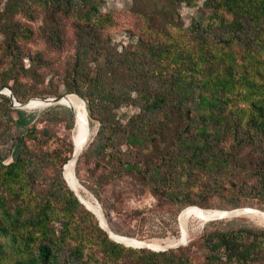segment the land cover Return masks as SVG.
<instances>
[{"label": "trees", "instance_id": "trees-1", "mask_svg": "<svg viewBox=\"0 0 264 264\" xmlns=\"http://www.w3.org/2000/svg\"><path fill=\"white\" fill-rule=\"evenodd\" d=\"M102 1L38 0L53 20L47 36L50 46L64 44L57 16L75 19L79 40L72 71L65 76L66 92L87 100L91 115L95 108L88 97L92 95H97V101H107L106 109L135 106L138 112L124 132L131 148L157 147L168 134L158 164L152 165L147 158L125 162L124 171L146 186L154 185L160 197L182 201L180 210L200 208L194 205L213 208L204 201L188 202L186 190L168 188L172 178L180 181L196 170L214 179V191L229 206L241 207L242 199H252L255 202L250 205L264 209V0H204L198 16L187 26L178 7L181 3L198 5L199 0H156L154 12L134 11L146 37L140 35L133 50L116 56H109L103 36L115 18L112 12H102ZM161 14L165 24L157 26ZM11 27L8 46L18 59L20 41H32L35 30L20 22ZM90 55L103 57L100 70H88ZM28 57L34 62L40 56ZM1 78L0 87L10 86L19 102L39 95L33 85L41 74L31 67L15 74L3 72ZM49 95L63 94L58 90L41 94ZM0 98L12 104L8 95L0 93ZM13 111L15 115L8 114L7 119L20 133L8 156H0V264H264V227L256 225L207 226L199 239L166 251L115 241L63 175L75 147L62 161L32 150L29 140H38L35 114L21 108ZM105 125L79 155L77 168L85 157L96 160L99 172L115 160L122 162L111 147L116 129L109 127L107 134ZM244 155L257 176V183L248 189L225 176L243 167ZM8 157L11 160L5 162ZM46 161L58 163L59 168L43 183L37 169ZM165 166H171L167 174ZM99 172L95 174L98 182L81 181L110 220L113 206L104 201L101 188L111 176L107 170ZM7 193L18 203L11 205ZM196 246L203 251L200 258L194 255Z\"/></svg>", "mask_w": 264, "mask_h": 264}, {"label": "rangeland", "instance_id": "rangeland-1", "mask_svg": "<svg viewBox=\"0 0 264 264\" xmlns=\"http://www.w3.org/2000/svg\"><path fill=\"white\" fill-rule=\"evenodd\" d=\"M203 1L204 0H199L198 5L194 6H189L186 3H181V5H179L178 12L185 26L189 25L193 19L198 16V8L203 4ZM155 2L156 0L102 1V12H112L115 18L114 24L109 25L103 30L104 41L109 56L129 53L138 45V38L140 35L146 37L143 34L142 21L134 11H138V8H140L144 11L149 10V12L152 13L155 10ZM57 18L62 22L61 26L64 29V44L62 47H53L47 43V36L49 34L48 28L51 23H53V20L50 14L42 8L38 0H0V80H2L1 77L3 72L11 71L15 74L16 72H20L23 68L31 67L32 70L41 74V78L38 80L36 79L33 85V90L37 91L39 95L32 97L30 100L48 98L41 96V94L53 92L54 90H58L63 94L59 96H64L66 94L78 95L75 92L67 93L64 84L65 76L72 71L71 63L74 61L79 40L75 30V19L73 17H65L63 14L58 15ZM165 20L166 17L161 14L155 23L157 26H160L165 24ZM19 22L31 26L35 30V34L32 41L28 43H22V41H20L21 55L20 58L14 59L12 55L14 51L9 48L8 39L13 32L11 25ZM29 54L38 55L40 57L33 62L29 59ZM98 58H100V60H98ZM101 58L103 57L90 55L88 70H100L101 65H99V63L102 62ZM31 79L35 80L32 77ZM31 79L30 82L32 81ZM26 80L29 82V78H26ZM13 83V80H11L10 84ZM84 90L89 92V87L86 86ZM49 97L55 96L49 95ZM88 98L90 101L94 102H91V104L92 108L94 106L95 111H93L94 113L91 115L88 109V102L85 100L88 116L87 132L89 140L84 149H87L94 141L103 123L106 124L105 132L107 134L109 133L108 128L113 126L116 129V135L114 136V142L111 147L115 156L120 158L122 162L115 160L111 165H108L106 169H102L99 172L100 168H97L96 160L93 157H85L78 168L77 165L75 167L78 180L93 196L94 194L81 180L84 182H98L99 179L95 177L97 172H99V174H103L105 170L109 172L108 175L111 176V178L102 186L101 193L103 194L104 201L113 206L110 220L105 216L104 210L103 213L109 227L119 237L129 236L142 241H161L179 237L183 227V216L189 209L186 210V207L180 210L182 201L170 202L164 197H160L155 191L154 185L146 186L142 184L135 176L124 171L122 166L125 162H145L146 158L150 160L152 165L158 164L157 159L161 157L162 151L166 146V143L162 141L164 139L168 140V134L156 143L157 147L152 146L148 149L131 148L125 143L124 132L126 125L138 112V109L133 105H124L117 109H106L105 106L108 104L107 101L101 99L97 101V95H92ZM16 108L19 107L0 98V156H8L14 139L20 133V129L15 126L12 121L7 119L8 114L15 115L13 110ZM30 108L31 109L25 110L35 114L34 123L37 128L36 134L38 135L37 141L29 140V145L32 147V150L40 153L47 152L57 157L60 161L64 160V158L68 156L71 147H75L74 135L76 130V115L74 110L66 105L60 104ZM144 154H147V156L145 157ZM10 160L11 158L8 157L5 162H9ZM170 167L171 166L164 167V174L171 171ZM58 168V163L43 162L37 169V175L40 181L45 183L47 179L53 178ZM225 176L232 179L234 184L241 187L245 186V189L257 183V176L252 169V165H250V158L247 155H244L243 167L234 170L231 169ZM226 179L228 178L226 177ZM211 181H214L212 177H208L196 170L195 173L183 177L180 181H175L172 178L167 185L168 188L186 190L189 192L188 202L198 200L208 202L213 206V208L209 207L205 209L237 210L256 208L264 212V209L250 205L252 202H255V200L252 199H242L241 202L243 205L241 207L234 208L229 206V201L221 197L219 192L214 191ZM207 184L209 185L208 188ZM200 186L202 188H200ZM201 191L204 192L205 196L200 193ZM206 196H208V198H206ZM7 197L11 205L18 203V199L8 193ZM192 207L202 208L197 205ZM188 208L190 207L188 206ZM184 211L185 213L183 214ZM211 219L213 218L208 219L204 226L199 227L190 236L186 245L193 240L199 239L207 226L232 227L241 224H249L264 227L263 221L249 213H237L225 218L216 220ZM196 224H198L196 220H191L192 226H196ZM144 248L155 251L148 247ZM194 251L196 258L202 257L203 251L200 247H194Z\"/></svg>", "mask_w": 264, "mask_h": 264}, {"label": "bare ground", "instance_id": "bare-ground-1", "mask_svg": "<svg viewBox=\"0 0 264 264\" xmlns=\"http://www.w3.org/2000/svg\"><path fill=\"white\" fill-rule=\"evenodd\" d=\"M63 104L74 110L76 115V130L74 135L75 149H80L85 147L88 143V132H87V108L84 100L76 94L64 95L62 100ZM46 106L40 99L30 100L29 107H44ZM89 130V129H88ZM76 161L72 157L65 166L66 178L68 179L70 186L75 190L77 195L81 198L83 203L89 207L93 212H95L100 218L103 225L105 224L103 218L102 209L97 202V200L92 196V194L86 190L77 180L75 176ZM246 213L258 217L264 222V212L259 209L247 208ZM240 211V210H238ZM237 212V211H236ZM236 212H230L227 210L219 209H203V208H191L183 216V227L182 232L179 237L166 240H152V241H142L133 237H119L114 232L112 233L113 238L117 239L128 246L134 247H148L150 249L160 250L169 247L176 242L185 241L190 238V236L199 228L204 226L205 222L210 218H218L226 215H232ZM250 216V215H249ZM191 220H196L198 224L196 226L191 225Z\"/></svg>", "mask_w": 264, "mask_h": 264}, {"label": "water", "instance_id": "water-1", "mask_svg": "<svg viewBox=\"0 0 264 264\" xmlns=\"http://www.w3.org/2000/svg\"><path fill=\"white\" fill-rule=\"evenodd\" d=\"M0 93L1 94H6V95H8L10 98H11V100H12V104L14 105V106H16V107H19V108H23V109H31L30 107H29V103H30V100L29 101H26V102H23V103H21V102H19L18 100H17V98L15 97V95L13 94V91H12V89L10 88V86H8V85H3V86H1L0 87ZM63 98H64V96H55V97H48V98H40V100H41V102H43L45 105H46V107L47 106H52V105H64L63 104V102H62V100H63ZM83 99V98H82ZM84 100V99H83ZM84 102H85V100H84ZM86 103V102H85ZM83 149H84V147H81L79 150L78 149H75V151H74V154H73V157L75 158V161L77 162V159H78V157H79V155L81 154V152L83 151ZM75 172V171H74ZM64 176H65V174H64ZM75 176H76V173H75ZM76 178H77V176H76ZM65 179L67 180V178H66V176H65ZM77 180H78V178H77ZM67 182L69 183V181L67 180ZM78 182L80 183V181L78 180ZM81 184V183H80ZM70 185V184H69ZM82 185V184H81ZM83 186V185H82ZM71 187V186H70ZM84 187V186H83ZM85 188V187H84ZM74 190V189H73ZM87 190V189H86ZM77 195V194H76ZM94 196V195H93ZM77 197L79 198V200L83 203V201L81 200V198L77 195ZM95 197V196H94ZM96 198V197H95ZM96 200H97V202L99 203V205H100V207H101V209H102V206H101V204H100V202H99V200L96 198ZM84 204V203H83ZM85 205V204H84ZM86 206V205H85ZM87 207V206H86ZM89 210H91L89 207H87ZM254 209H256V208H254ZM238 210H240V211H238ZM93 211V210H92ZM227 211H230V212H236L235 214H237V213H246V210L245 209H237V210H227ZM102 212H103V209H102ZM235 214H232V215H235ZM231 214L230 215H226V216H223V217H218V218H213V219H211V220H216V219H220V218H225V217H227V216H232ZM98 216V215H97ZM98 218H99V220H100V225H101V227L103 228V229H105L108 233H109V235H110V237L112 238V239H114L115 241H117V242H119L117 239H115V238H113V236H112V233H113V231L111 230V228L109 227V225H108V223H107V221H106V219H105V216H104V213H103V218H104V221H105V224L106 225H103L102 224V222H101V218L98 216ZM210 221V220H209ZM130 238V237H129ZM134 239V238H133ZM187 242H188V240H185V241H179V242H176L175 244H173V245H171V246H169V247H166V248H164V249H160V250H155V251H166V250H169V249H171V248H177V247H180V246H182V245H186L187 244ZM119 243H122V242H119ZM138 248H144V246H141V247H138ZM153 250V249H152Z\"/></svg>", "mask_w": 264, "mask_h": 264}]
</instances>
